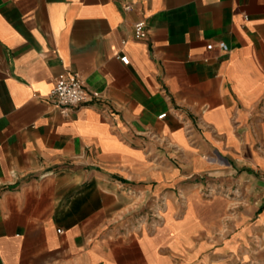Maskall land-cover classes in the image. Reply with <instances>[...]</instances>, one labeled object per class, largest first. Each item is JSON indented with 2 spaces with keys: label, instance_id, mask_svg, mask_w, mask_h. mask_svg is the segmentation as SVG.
I'll return each instance as SVG.
<instances>
[{
  "label": "crops",
  "instance_id": "1",
  "mask_svg": "<svg viewBox=\"0 0 264 264\" xmlns=\"http://www.w3.org/2000/svg\"><path fill=\"white\" fill-rule=\"evenodd\" d=\"M0 264H264V0H0Z\"/></svg>",
  "mask_w": 264,
  "mask_h": 264
},
{
  "label": "built area",
  "instance_id": "2",
  "mask_svg": "<svg viewBox=\"0 0 264 264\" xmlns=\"http://www.w3.org/2000/svg\"><path fill=\"white\" fill-rule=\"evenodd\" d=\"M125 8L130 9L131 5L127 4ZM148 33L147 24L144 20H139L134 23L133 35L136 39H146ZM123 42H125V40H123ZM214 47L215 44L213 42L207 44V49L209 50L214 49ZM218 47L222 51H229V46L225 41L220 40L218 42ZM119 58L126 64L130 62L127 54L119 55ZM100 96V92L90 90L86 87L84 79L80 73L65 72L57 77L54 88L48 94V99L54 106L59 108L64 115H68L72 109L93 99L98 100ZM166 114V112H163L159 115V118H163Z\"/></svg>",
  "mask_w": 264,
  "mask_h": 264
}]
</instances>
